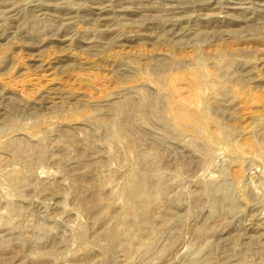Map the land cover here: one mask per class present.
I'll return each mask as SVG.
<instances>
[{
  "label": "rangeland",
  "instance_id": "374dc122",
  "mask_svg": "<svg viewBox=\"0 0 264 264\" xmlns=\"http://www.w3.org/2000/svg\"><path fill=\"white\" fill-rule=\"evenodd\" d=\"M0 264H264V0H0Z\"/></svg>",
  "mask_w": 264,
  "mask_h": 264
}]
</instances>
